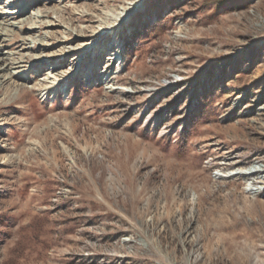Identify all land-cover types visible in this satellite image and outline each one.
<instances>
[{
    "label": "rangeland",
    "instance_id": "1",
    "mask_svg": "<svg viewBox=\"0 0 264 264\" xmlns=\"http://www.w3.org/2000/svg\"><path fill=\"white\" fill-rule=\"evenodd\" d=\"M0 264H264V0H0Z\"/></svg>",
    "mask_w": 264,
    "mask_h": 264
},
{
    "label": "trees",
    "instance_id": "2",
    "mask_svg": "<svg viewBox=\"0 0 264 264\" xmlns=\"http://www.w3.org/2000/svg\"><path fill=\"white\" fill-rule=\"evenodd\" d=\"M186 131H188V130L187 129H184L183 132L185 133ZM186 139H187V137H184L183 136V133H182L181 136L179 137V141H178L179 145L182 146L183 145V142H185Z\"/></svg>",
    "mask_w": 264,
    "mask_h": 264
},
{
    "label": "bare ground",
    "instance_id": "3",
    "mask_svg": "<svg viewBox=\"0 0 264 264\" xmlns=\"http://www.w3.org/2000/svg\"><path fill=\"white\" fill-rule=\"evenodd\" d=\"M258 169H259V168H257V167H254V168L251 167V168L248 169V171H245V172H242V173H244V174H250V173H252V171H254V170L256 171V170H258Z\"/></svg>",
    "mask_w": 264,
    "mask_h": 264
}]
</instances>
